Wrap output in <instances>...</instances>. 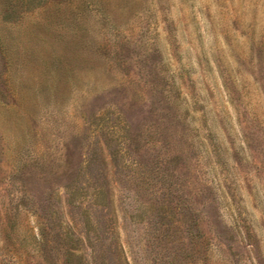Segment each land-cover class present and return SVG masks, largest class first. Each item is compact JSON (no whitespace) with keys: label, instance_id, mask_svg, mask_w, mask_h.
I'll use <instances>...</instances> for the list:
<instances>
[{"label":"rangeland","instance_id":"1","mask_svg":"<svg viewBox=\"0 0 264 264\" xmlns=\"http://www.w3.org/2000/svg\"><path fill=\"white\" fill-rule=\"evenodd\" d=\"M0 264H264V0H0Z\"/></svg>","mask_w":264,"mask_h":264}]
</instances>
